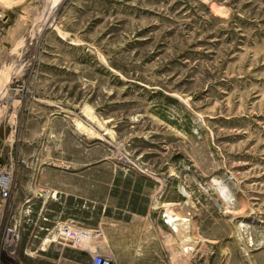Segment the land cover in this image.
<instances>
[{"label": "rangeland", "instance_id": "obj_1", "mask_svg": "<svg viewBox=\"0 0 264 264\" xmlns=\"http://www.w3.org/2000/svg\"><path fill=\"white\" fill-rule=\"evenodd\" d=\"M97 257L264 264V0H0V264Z\"/></svg>", "mask_w": 264, "mask_h": 264}, {"label": "bare ground", "instance_id": "obj_2", "mask_svg": "<svg viewBox=\"0 0 264 264\" xmlns=\"http://www.w3.org/2000/svg\"><path fill=\"white\" fill-rule=\"evenodd\" d=\"M62 226H67L69 228V230H70L71 233H75L74 231L80 230L78 228H72L70 226V224H68V223H60V224H58V228L55 229V232H53L52 236L50 238H48L47 240L48 241L50 240V241L57 242L58 244L67 245L68 240H65V239L70 238V236H67L66 234H62V230H61V227ZM14 232L15 231H13V243L15 244L16 243V237H17L16 234L17 233L14 234ZM81 233L83 234V236L81 238H79L77 241H76V237H73L72 238V239H74V241L72 242L73 245L80 244V243L83 244L84 242H87V241H89L90 239L93 238L91 232H81ZM86 244H89V243H86Z\"/></svg>", "mask_w": 264, "mask_h": 264}, {"label": "built area", "instance_id": "obj_3", "mask_svg": "<svg viewBox=\"0 0 264 264\" xmlns=\"http://www.w3.org/2000/svg\"><path fill=\"white\" fill-rule=\"evenodd\" d=\"M61 230H62V234H66L67 236H70V238L65 239V240H68L71 242L74 241V239H72L73 237H76V241H77L79 238H81L83 236V234L81 232H87V231H83V230H78V231L73 230L75 233H71L67 226H62ZM93 264H113V263H112V261L107 260L103 257H97V258H94Z\"/></svg>", "mask_w": 264, "mask_h": 264}, {"label": "flooded vegetation", "instance_id": "obj_4", "mask_svg": "<svg viewBox=\"0 0 264 264\" xmlns=\"http://www.w3.org/2000/svg\"><path fill=\"white\" fill-rule=\"evenodd\" d=\"M10 237H12V236H10ZM12 244H13V239H12V241L9 239V241L5 242V245H6L5 247L11 246Z\"/></svg>", "mask_w": 264, "mask_h": 264}]
</instances>
